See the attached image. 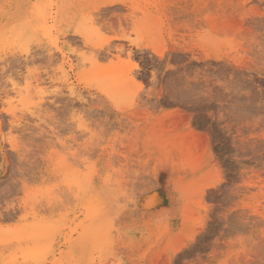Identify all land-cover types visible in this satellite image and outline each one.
Here are the masks:
<instances>
[{
	"label": "rangeland",
	"instance_id": "obj_1",
	"mask_svg": "<svg viewBox=\"0 0 264 264\" xmlns=\"http://www.w3.org/2000/svg\"><path fill=\"white\" fill-rule=\"evenodd\" d=\"M0 264H264V0H0Z\"/></svg>",
	"mask_w": 264,
	"mask_h": 264
},
{
	"label": "bare ground",
	"instance_id": "obj_2",
	"mask_svg": "<svg viewBox=\"0 0 264 264\" xmlns=\"http://www.w3.org/2000/svg\"><path fill=\"white\" fill-rule=\"evenodd\" d=\"M195 8H196V7H195ZM194 11H195V10H194ZM144 20H145V19H144ZM135 23H136V22H135ZM135 23H134V24H135ZM136 25H137V23H136ZM119 49H120V48H119ZM49 56H51V55H49ZM47 59H48V58H47ZM48 60H49V59H48ZM48 60H47V61H48ZM50 60H51V59H50ZM82 100H83V99H82Z\"/></svg>",
	"mask_w": 264,
	"mask_h": 264
}]
</instances>
